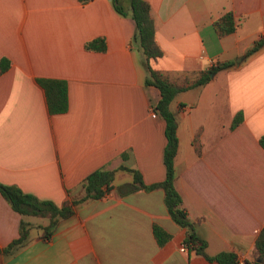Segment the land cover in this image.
Returning a JSON list of instances; mask_svg holds the SVG:
<instances>
[{"label":"crops","instance_id":"0c3cea01","mask_svg":"<svg viewBox=\"0 0 264 264\" xmlns=\"http://www.w3.org/2000/svg\"><path fill=\"white\" fill-rule=\"evenodd\" d=\"M147 1L162 49L149 62L170 81L194 80L207 56L230 62L170 101L173 184L204 252L251 262L264 223V44L244 52L264 34V0ZM227 10L235 28L218 35L212 21ZM133 28L110 0H0V57L9 61L0 73V182L59 205L82 193L90 171L113 169L111 187L72 205L46 237V217L19 214L0 194V247L17 236L20 219L30 224L27 241L0 253V264H218L178 250L185 229L167 213L160 187L117 190L131 179L120 163L144 183L164 176V120L150 116L159 91L144 82ZM96 36L105 48L85 49ZM37 77L65 80V111H48ZM236 112L241 119L230 127ZM153 223L169 234L162 244Z\"/></svg>","mask_w":264,"mask_h":264},{"label":"trees","instance_id":"16d2710c","mask_svg":"<svg viewBox=\"0 0 264 264\" xmlns=\"http://www.w3.org/2000/svg\"><path fill=\"white\" fill-rule=\"evenodd\" d=\"M85 2L87 0H78ZM114 10L120 15H129L133 21L134 28L131 35V42L141 50L145 58L146 76L144 82L152 84L158 88L159 98L153 108L164 120L165 144L162 151V162L164 164V176L161 180L144 183L140 173L136 168L126 166L122 163L117 168L128 170L131 179L128 182L117 186L119 193L130 191L137 188L152 189L160 187L163 191V203L170 218L179 226L184 227L185 233L182 243L189 249L202 254L208 260H214L218 264H234L236 254L232 251L221 250L212 255L204 252L205 240L197 235L194 230L193 222L186 215L182 200L174 187L175 177L173 168V157L176 152V118L174 112L170 109V101L176 92L187 87L204 83L210 73L217 68L227 65L230 62L217 63L215 66L208 67L191 82L185 81L176 84L170 81L160 70L151 66V60H155L162 54V49L156 42L154 34L153 18L149 11L147 0H110ZM213 28L218 35H223L235 28V21L230 10L224 11L212 21ZM264 44V34L256 38L250 47L244 52V55L257 49ZM85 49L103 50L105 48L104 38L96 36L86 40L83 43ZM9 61L6 57H0V73L8 67ZM36 81L42 87L47 109L50 113L63 112L67 107V89L66 82L62 78L37 77ZM241 119L240 112L233 116L230 127H233ZM258 143L264 148V132L258 137ZM123 156V154H122ZM113 169L98 167L90 171L79 183L82 193L77 197H68L59 205L49 199H41L29 192L22 191L15 184L0 182V194L8 202L10 207L19 214L43 216L48 219V223L42 227L43 236L49 235L58 219L66 217L72 213V205L86 199L96 198L111 187ZM29 222L20 219L17 236L11 239L7 244L0 247V253L12 252L18 246L27 241ZM152 232L158 244H162L169 234L158 224H152ZM264 255V223L258 230L253 240L254 259L246 264H260Z\"/></svg>","mask_w":264,"mask_h":264},{"label":"built area","instance_id":"2783aa9c","mask_svg":"<svg viewBox=\"0 0 264 264\" xmlns=\"http://www.w3.org/2000/svg\"><path fill=\"white\" fill-rule=\"evenodd\" d=\"M203 57H204V54L202 52H200L198 54V58L201 59ZM206 63L208 65V67H211V66H215L218 63V60L213 58V57H211V56H207L206 57ZM155 115H156V110L153 107H150V116H155ZM188 249L189 248L187 247V245L183 244V243H181L178 246V250H180V251H186ZM234 264H246L245 258L243 256L236 255Z\"/></svg>","mask_w":264,"mask_h":264}]
</instances>
